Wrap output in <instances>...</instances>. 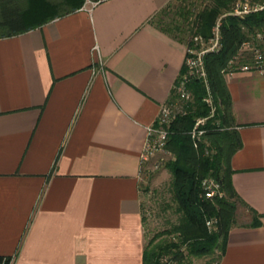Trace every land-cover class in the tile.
Here are the masks:
<instances>
[{
  "label": "crops",
  "instance_id": "0c3cea01",
  "mask_svg": "<svg viewBox=\"0 0 264 264\" xmlns=\"http://www.w3.org/2000/svg\"><path fill=\"white\" fill-rule=\"evenodd\" d=\"M81 1L0 38V255L16 264H143L140 153L187 42L154 21L173 0ZM225 80L239 200L217 264H264V76Z\"/></svg>",
  "mask_w": 264,
  "mask_h": 264
},
{
  "label": "trees",
  "instance_id": "16d2710c",
  "mask_svg": "<svg viewBox=\"0 0 264 264\" xmlns=\"http://www.w3.org/2000/svg\"><path fill=\"white\" fill-rule=\"evenodd\" d=\"M174 1L177 0L168 3L169 7L174 6ZM231 1L202 0L196 8L194 4L187 9L185 5L180 6L166 23L154 21L176 39L184 40L186 26L191 31L190 37L196 34L207 37L216 17L229 9ZM81 3L80 0L66 7L63 2L51 0H0V38L40 25L74 10ZM261 27H264V11L244 18L225 16L221 26V48L204 56L206 75L186 77L185 89L189 97L178 92L173 95L178 77L187 72L185 65L176 78L165 102L170 113L164 123L167 130L164 149L170 157L164 166L170 172V180L164 191H153L155 205L150 212L164 224L146 236L147 217L142 203L143 264H191L192 257H208L212 264H217L223 255L239 200L231 181L230 159L241 146L225 74L228 60L241 42ZM207 94L211 103L206 100ZM199 117H206V120L196 125ZM199 130L201 132L197 133ZM207 182L212 185L210 188ZM211 190L213 193L208 195ZM208 220H212L210 225ZM2 257L0 255V261Z\"/></svg>",
  "mask_w": 264,
  "mask_h": 264
},
{
  "label": "built area",
  "instance_id": "2783aa9c",
  "mask_svg": "<svg viewBox=\"0 0 264 264\" xmlns=\"http://www.w3.org/2000/svg\"><path fill=\"white\" fill-rule=\"evenodd\" d=\"M97 1H91V4L93 5ZM262 11H264V0H232L229 9L216 17L211 26V33L209 36L204 37L200 34H196L189 38L186 44L184 60L187 72L183 74L179 82L180 85L177 87L182 96L189 97V92L185 89L187 75L194 74L204 77L206 75L204 56L207 53L217 52L221 48V26L223 18L227 15L244 18L247 15ZM95 49L97 50V48ZM234 71H257L264 76V27L252 31V33L241 42L237 52L228 60L226 73ZM169 113L170 108L164 104L157 117V122L147 127V136L140 153L142 164L155 153L164 149L167 139V130L164 127V123L167 122ZM161 120L163 121L161 122ZM199 132L201 131L199 130ZM206 184L209 188L212 186L210 182ZM212 193L213 190L207 192L208 195ZM207 223L210 225L212 220H208ZM8 256L9 257L4 255L0 264H14L13 256Z\"/></svg>",
  "mask_w": 264,
  "mask_h": 264
},
{
  "label": "rangeland",
  "instance_id": "374dc122",
  "mask_svg": "<svg viewBox=\"0 0 264 264\" xmlns=\"http://www.w3.org/2000/svg\"><path fill=\"white\" fill-rule=\"evenodd\" d=\"M202 0H177L174 1V6L167 5L166 7L160 9L156 15L154 16V20H161L162 23H166L170 20V18L175 15V12L180 8V6L185 5L186 9L189 7L196 8L197 6H200ZM178 5V6H177ZM192 5V6H191ZM193 12L194 9H193ZM189 26H186V32L183 38L186 41L190 37L189 32ZM184 74V73H183ZM183 74H181L178 78V84L175 87V91L173 95L179 91L177 88L180 84ZM181 94V93H180ZM206 100L208 103H211L210 96L206 95ZM206 120V117H199L197 118V124L200 125L204 123ZM163 120H161L162 122ZM197 133H200L197 131ZM170 153L167 152L165 149L158 151L155 153L152 157L148 158L143 164H142V171H141V179H140V189H141V195H142V203H143V209L146 214V222L144 223V232L146 236H149L151 233H153L155 230L159 229L163 226V222L161 219L156 218L155 215L151 212V208L155 205V193L153 192L155 189H160L164 191V189L168 188V183L170 180V172L165 168V161L169 159ZM167 195V194H166ZM147 239V237H146ZM217 253V252H216ZM191 264H212L211 261L208 259V257H192V263Z\"/></svg>",
  "mask_w": 264,
  "mask_h": 264
}]
</instances>
